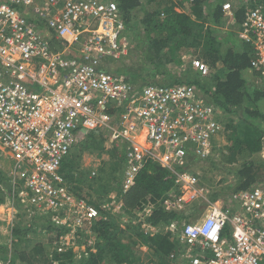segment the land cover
<instances>
[{
  "label": "built area",
  "instance_id": "obj_1",
  "mask_svg": "<svg viewBox=\"0 0 264 264\" xmlns=\"http://www.w3.org/2000/svg\"><path fill=\"white\" fill-rule=\"evenodd\" d=\"M241 3L237 38L251 45V68L264 82V0ZM234 8L223 2V29L235 24ZM125 31L113 0H0V159L14 163L12 193L74 231L100 218L94 205L70 193L60 169L77 143L104 132L107 145L124 148V193L151 160L174 177L166 209L208 203L203 217L165 227L181 245L177 264H264V184L232 193L229 205L211 203L195 170L216 149L223 111L193 84L139 85L111 72L109 60L127 53ZM188 65L201 78L210 74L191 57L178 72Z\"/></svg>",
  "mask_w": 264,
  "mask_h": 264
},
{
  "label": "trees",
  "instance_id": "obj_2",
  "mask_svg": "<svg viewBox=\"0 0 264 264\" xmlns=\"http://www.w3.org/2000/svg\"><path fill=\"white\" fill-rule=\"evenodd\" d=\"M113 1L125 24L126 35L129 40L132 38L133 49L131 48L129 53H134L137 65L129 75L121 67V69L109 67L111 72L132 77L130 81L134 84L157 83L156 80L148 79L156 74L166 75L168 72L164 69L168 65L179 67L185 55H192L194 57H188L196 58L208 65L210 74L201 78L188 65L186 72L181 75L178 73L167 75L169 81L165 83L193 84L208 97L211 104L220 108L225 115L234 117L225 126L231 143L225 151H228L227 157L235 158V162L238 160L237 157H243V161L238 168L229 171L235 179L231 193L209 192V202L226 200V197L234 192L248 190L255 184H264L262 160L254 162L251 159L253 155L261 152L264 143V102L261 105L264 99V82L259 72L251 68L253 57L251 45L239 41L235 35L244 19L242 0H231L235 6V24L231 27L232 30L226 33L221 31L222 4L227 0ZM142 6L143 15L138 19L135 10L141 9ZM145 65L152 67L150 73L140 72ZM105 141L104 133L91 132L72 149L60 169L67 188L79 198L82 196L77 192L82 186L80 184L88 182L86 189L94 190L98 195V201H101L103 195L107 197L113 191L116 193L113 197L122 201L124 209L128 208L126 212L133 218L138 219L150 210L145 222L150 223L153 228H159V231L153 234L144 233L140 228V222L132 223L135 220L129 221L123 227L114 216L101 210L96 202H90L98 208L101 217L82 228H76L73 232L74 243L89 242L80 258H74L71 245H66L64 251L54 249L48 252L42 244H35L29 250V234L39 231L51 233L53 235L51 240L60 245L72 229L62 222L52 220L48 215L42 217L31 213L29 209H24L15 194H12L13 182L9 172L0 169V206L5 207L16 198L18 210L17 222L13 228L5 232L13 251L7 256L5 252L7 247L0 246L1 259L10 257V264H143L137 262L134 255L136 250L133 247L138 246L152 251L156 261L150 260L149 264H177L181 245L174 235L166 232L164 228L172 223H176L179 228L182 222L189 221L202 212L206 202L204 206L194 204V208L193 206L187 208L188 211L166 209L163 202L168 192L175 189L174 177L167 169L151 160L144 163L135 176L133 186L123 194L121 190L125 165L124 148L118 145L106 149ZM84 151L96 152L97 155L108 153L113 159L109 162L110 167L99 168L97 175L94 174L95 176H89L87 179L90 171L78 169L81 153ZM220 151L221 148L218 152ZM201 182L205 181L202 179ZM209 184L210 181L205 185ZM208 188L212 189L211 186ZM113 197L105 200L111 201ZM27 217L29 220L23 222V218ZM171 254H174L175 258H170Z\"/></svg>",
  "mask_w": 264,
  "mask_h": 264
},
{
  "label": "rangeland",
  "instance_id": "obj_3",
  "mask_svg": "<svg viewBox=\"0 0 264 264\" xmlns=\"http://www.w3.org/2000/svg\"><path fill=\"white\" fill-rule=\"evenodd\" d=\"M227 1H231V0H227ZM234 1H232L233 3ZM144 7H146L145 5H143ZM142 6L141 9H137L135 10V14H136V18L140 19L143 15V10L144 7ZM154 6V5H153ZM228 29H222V33H226ZM232 29L228 30L231 31ZM235 35L237 36V32H235ZM125 37L126 40L129 42L128 43V48H132V38L129 40V37L126 35V31H125ZM133 49V48H132ZM186 57L188 56H192V55H185ZM194 57V56H192ZM137 65V59L136 56L134 55V53H128L127 55L121 57L118 61L117 60H109V67L111 69H115V68H123L124 70H127V75H129L131 73L132 70H134V68ZM120 68V69H121ZM150 68L152 67H147L146 65L143 67L142 70H140V72L146 74L149 72ZM129 70V71H128ZM167 71L168 73H165L166 75H162V74H156L155 76H153V78H149V81H169V77L167 75L169 74H180L179 71V67L175 66V65H168L166 67V69H164V71ZM178 70V71H177ZM153 72V71H151ZM118 73V72H117ZM150 73V72H149ZM152 75V74H151ZM178 76V75H177ZM132 79V77L130 78ZM153 79V80H152ZM224 121L225 124H227L228 122H230L231 118L234 117H230L228 115H224ZM227 137L226 134V129L224 128L223 131V141L226 140L225 136ZM230 144V143H229ZM106 149L111 148V146L108 144H105ZM219 151V150H218ZM215 152V155H213L211 158H209L208 160H204L202 162H196V168L195 170L198 171L201 174V180L203 179L205 182L202 183L203 185H205L208 181H210L209 186H211L212 189L210 190V193H213L215 191L219 192H227L228 194L231 193L232 188L235 185V179L234 177L231 175L230 172L233 171V169L238 168L241 164V162L243 161V157H237V162H235V158H229L227 157L228 155V151H225V148H221L220 152ZM246 158V157H245ZM251 159L254 160V162H258L259 160H262L263 164H264V143H263V148L261 150V152L259 154H255L251 157ZM113 160L110 158V155L108 153H102L101 155H97L96 152L93 153H87V152H82L81 153V158L79 160V170L81 171L82 169H87L90 171V174L87 176V179H89V176H93L94 174L97 175L99 168L103 167V168H109V162ZM247 160V158H246ZM235 162V163H231ZM14 163H11V161L9 160H3L0 159V167H2L3 170H5L6 172H9L10 169H12ZM264 170V169H263ZM230 171V172H229ZM230 173V174H229ZM264 173V172H263ZM95 176V175H94ZM79 177H81V175L79 174ZM87 183L85 184H80L82 185L80 187V189L77 191L79 192L82 196L79 197L85 201L89 200L88 202H93L96 204H98V206L101 208V210L103 211H107V213L110 216H114L116 218V220L118 221V223L121 226H125L129 221H133V224H138L140 221H143L141 218L135 219L132 217L131 214H128L126 212V210L128 209H124L122 204V201L116 200L115 196L113 197V195H115L116 193L111 191L109 193V195L106 197L105 195H103L104 197H102L101 201H98V195L94 190H90V189H86L87 188ZM74 186V185H73ZM76 186V185H75ZM206 187H209L207 185H205ZM70 191V190H69ZM70 193L75 196L72 191H70ZM209 193V194H210ZM208 194V195H209ZM77 197V196H75ZM111 201H106V198H111ZM209 198V196H207V199ZM228 197H226L227 199ZM219 201H224V200H219ZM228 199L225 201L226 205L230 204V201H228ZM100 202V203H99ZM196 206H204L205 202L198 200L197 202H193ZM193 204V205H194ZM192 205V206H193ZM191 206V207H192ZM190 208V207H189ZM194 208V206H193ZM188 211V210H187ZM202 213V217L205 215L206 213V209L203 208V211L200 212ZM16 216V215H15ZM14 216V218H12L11 214L10 217L14 220L13 223L17 222L16 217ZM195 218V217H194ZM194 218H191L190 220H193ZM50 219V218H49ZM23 222H27L29 220V218H23ZM43 223V222H42ZM146 223V222H145ZM145 223L140 222V228L142 229V231L144 233H146V227H145ZM6 227V222L4 221H0V241L1 244L5 245L7 248V250H5L6 254H11L13 251V247L11 246L10 243V239L7 235L3 234L2 231H5ZM6 231H8L6 229ZM74 231V230H72ZM151 232H149L150 234ZM73 233H70L69 235H66L64 238V242L61 244L64 245H58L56 242H53L51 239H53V235L51 233H45V232H37V233H33V234H29V238H30V244L29 246V250L35 245V244H42L43 247L45 248V250H47L48 252L53 251L54 249H56L57 251H64L66 250V245L68 246H72V252L74 254V258L78 259L82 256V253L85 252L86 246L88 242H83L81 244H76V242L74 243L73 240ZM26 247V246H24ZM134 250H136V253L134 254L137 258V262H141L143 264L150 262V260L156 261V258L153 256V253L150 249L142 247L139 248L138 246H134L133 247ZM149 264V263H148Z\"/></svg>",
  "mask_w": 264,
  "mask_h": 264
},
{
  "label": "clouds",
  "instance_id": "obj_4",
  "mask_svg": "<svg viewBox=\"0 0 264 264\" xmlns=\"http://www.w3.org/2000/svg\"><path fill=\"white\" fill-rule=\"evenodd\" d=\"M158 83H165V82H164V81H161V82L158 81ZM223 113H224V112H223ZM225 125H226V124H225ZM225 129H226V128H225ZM101 133H104V132H101ZM222 133H223V132H222ZM222 133H220V134H222ZM220 134H219V135H220ZM219 135H218V136H219ZM104 136H105V134H104ZM86 137H87V136H86ZM86 137H85V138H86ZM85 138H84V139H85ZM216 138H217V137H216ZM84 139H83V140H84ZM105 139H106V138H105ZM83 140H82V141H83ZM82 141H80L79 143H81ZM105 142H106V141H105ZM79 143H77L75 146H77ZM105 144H106V143H105ZM75 146H74V147H75ZM215 146H216V149L213 150V154H212L210 157H208L207 159H205V160H208L209 158H211L213 155H215V152H217V151L220 149L219 146H218V143H217V139H215ZM74 147H73V148H74ZM73 148H72V149H73ZM72 149H71L70 153L72 152ZM70 153H69V154H70ZM67 157H68V156H67ZM67 157H66V158H67ZM66 158H65V159H66ZM65 159H64V160H65ZM203 161H204V160H203ZM201 162H202V161H201ZM0 169H2V167H0ZM122 178H123V175H122ZM122 180H123V179H122ZM200 181H201V175H200ZM121 191H122V190H121ZM122 193L124 194L123 191H122ZM125 193H126V192H125ZM168 193H169V192H168ZM12 194H15L16 198L19 199V201H20L21 204L23 205V208H24V209H26V210L29 209V211H30L31 213L36 214V213H35V210H34L33 207L26 206V205L21 201V199L17 196V192H14V193H12ZM7 195H10V194H7ZM207 196H208V195H207ZM229 196H230V195H229ZM229 196H228L227 199H229ZM16 198L12 200V203H11V204H9V205H7V206H5V207H3L4 205L0 206V210H1V211H0V221H2L3 218L5 219V220H3V221L6 222V227H5V228H6L7 230H10V228H13V226H14L13 221H14V220H13L12 218H14V216L17 215V212H18V210H17V208H16ZM227 199H226V200H227ZM219 200H222V199H219ZM219 200H217V201H215V202H218ZM226 200H224V201H222V202L220 201V202L224 205ZM208 201H209V200H208ZM211 203H214V202H211ZM91 204H92V203H91ZM193 204H194V203H193ZM92 205H93V204H92ZM207 205H208V203L206 202V207H205L206 210H207ZM94 206H95V205H94ZM6 207L10 209V211L7 212V213H6V211H5V208H6ZM96 208H97V207H96ZM97 210H98V208H97ZM186 210H187V209H186ZM186 210H184V211H186ZM98 212H99V210H98ZM2 214L5 215L3 218H2ZM10 214H11L12 218L10 217ZM99 214H100V213H99ZM15 217H16V216H15ZM99 217H101V215H100ZM190 221H192V220L185 221V222H182V223H187V222H190ZM140 222L145 223V221H140ZM146 223H148V222H146ZM148 224H150V223H148ZM150 226H151V225H150ZM151 227H152V226H151ZM180 227H181V226H180ZM180 227H179V228H180ZM6 229H5V231H2L3 234H5ZM154 229H157V231H159V228H157V227H156V228L154 227ZM164 229H165V228H164ZM155 233H156V232H155ZM150 234H153V233H150ZM1 241H2V240H1ZM1 241H0V246H3V244H1ZM88 243H89V242H88ZM85 250H86V249H85ZM8 255H10V254H8ZM8 255H7V256H8ZM10 262H11V260H10Z\"/></svg>",
  "mask_w": 264,
  "mask_h": 264
},
{
  "label": "crops",
  "instance_id": "obj_5",
  "mask_svg": "<svg viewBox=\"0 0 264 264\" xmlns=\"http://www.w3.org/2000/svg\"><path fill=\"white\" fill-rule=\"evenodd\" d=\"M128 42V41H127ZM129 43V42H128ZM129 50H131V48H128L127 49V53H126V55L129 53ZM124 71H127V70H124ZM178 71V70H177ZM263 102H264V99L262 100V102H261V105H263ZM261 107V106H260ZM224 115H225V113L223 114V116H222V118L224 119L225 117H224ZM224 121V120H223ZM225 122V121H224ZM225 136V135H224ZM225 138H226V140L225 141H223V133L222 134H220L219 136H217V143H218V146H219V148H227L228 146H230V141L228 140V137H226L225 136ZM230 143V144H229ZM1 211V210H0ZM5 211H6V213L7 212H9L10 211V209L9 208H5ZM5 215L4 214H2V218L4 217ZM3 220H5L4 218H3ZM2 220V221H3Z\"/></svg>",
  "mask_w": 264,
  "mask_h": 264
}]
</instances>
